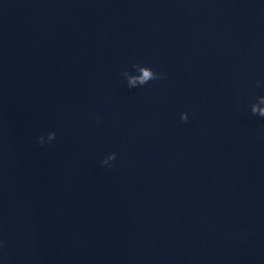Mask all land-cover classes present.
Wrapping results in <instances>:
<instances>
[{
  "label": "water",
  "instance_id": "95a60500",
  "mask_svg": "<svg viewBox=\"0 0 264 264\" xmlns=\"http://www.w3.org/2000/svg\"><path fill=\"white\" fill-rule=\"evenodd\" d=\"M260 96L264 0H0V264H264Z\"/></svg>",
  "mask_w": 264,
  "mask_h": 264
},
{
  "label": "clouds",
  "instance_id": "9594fccd",
  "mask_svg": "<svg viewBox=\"0 0 264 264\" xmlns=\"http://www.w3.org/2000/svg\"><path fill=\"white\" fill-rule=\"evenodd\" d=\"M132 68L138 75H130L127 71L121 73V75L125 78L127 87L129 89L136 88L138 86L142 87L148 84L150 81H157L163 79L164 76L160 73L154 72L151 68L146 66H140L139 64H133ZM259 86V82L257 84ZM251 115L258 116L260 118H264V96L257 97L255 103L250 105ZM188 116L186 113L181 114L180 120L181 122H187ZM55 138V133L48 134V140L51 141ZM38 142L40 144L44 143L42 137L38 138ZM115 153L110 154L106 159L101 161V165L108 164L109 161L115 160Z\"/></svg>",
  "mask_w": 264,
  "mask_h": 264
}]
</instances>
